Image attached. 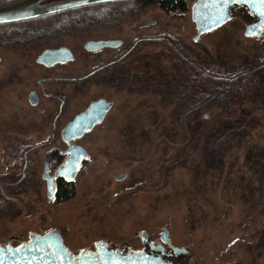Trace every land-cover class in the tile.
Returning <instances> with one entry per match:
<instances>
[{
    "label": "rangeland",
    "instance_id": "374dc122",
    "mask_svg": "<svg viewBox=\"0 0 264 264\" xmlns=\"http://www.w3.org/2000/svg\"><path fill=\"white\" fill-rule=\"evenodd\" d=\"M195 1L181 13L101 5L98 19L64 28L56 19L45 27L54 31L49 35L37 36L29 24H8L12 31L26 29V36L0 39L6 88L0 94V242L58 229L71 251L90 250L99 241L124 249L139 244L142 233L158 242L165 230V246L187 250L174 257L177 264H264V30L244 35L251 16L237 10L196 40ZM104 8L113 9L108 20L101 18ZM149 19L154 23L145 26ZM97 38L123 41L105 49L109 56L125 53L110 57L116 62L108 84L102 74L90 82L83 76V43ZM59 46L71 49L83 77L76 88L57 87L69 100L56 120V101L41 95L35 105L23 100L41 70L36 55ZM21 64L39 68L19 71L24 87L9 93L19 84L1 73ZM212 77L207 90L204 82ZM102 98L112 102L103 121L73 140L88 154L74 177V196L48 199L43 161L52 172L66 156L60 131ZM213 122L227 129L213 143L198 139ZM24 155L30 180L20 178ZM120 174L126 176L117 180Z\"/></svg>",
    "mask_w": 264,
    "mask_h": 264
},
{
    "label": "water",
    "instance_id": "95a60500",
    "mask_svg": "<svg viewBox=\"0 0 264 264\" xmlns=\"http://www.w3.org/2000/svg\"><path fill=\"white\" fill-rule=\"evenodd\" d=\"M50 1V2H49ZM123 0H21L0 7V24L18 22L49 15L64 10L107 2H117ZM246 6L247 9L255 13L258 19L245 25L244 35L253 31L260 34L264 30V16L260 15V9L246 2V0H196L191 6V20L196 27L193 36L198 40L203 32L214 29L232 18V8L235 6ZM154 23L149 19L145 26ZM253 34V35H254ZM120 40H100L87 41L84 46L88 49H97L101 46H117ZM73 55L66 47L57 49L43 50L37 59L45 65H52L58 62L71 60ZM34 101H31V103ZM112 102L105 99H97L80 113H78L62 129L61 138L67 144L66 156L52 173L48 172L45 165L42 178L46 182V195L52 198L55 192V180L57 178L73 181L82 162L87 159V151L80 145L73 142L74 139L81 137L85 132L101 123L110 110ZM125 174L116 176L117 180L125 178ZM142 233L140 237L144 238ZM30 244L21 247L19 252L11 250L10 254L0 256L2 264H171L163 257L168 254L172 257L186 254L184 248L171 246V252L163 251L164 244H168V233L164 230L161 236V244L157 246L158 254L150 253L145 250H131L126 252L118 248H111L105 241H99L93 245L95 250H82L79 255H71L69 249L63 244L62 237L58 229L51 230L45 234H31Z\"/></svg>",
    "mask_w": 264,
    "mask_h": 264
},
{
    "label": "flooded vegetation",
    "instance_id": "af4514ba",
    "mask_svg": "<svg viewBox=\"0 0 264 264\" xmlns=\"http://www.w3.org/2000/svg\"><path fill=\"white\" fill-rule=\"evenodd\" d=\"M237 10H243V11H245L247 14H249L251 16V19H250L251 21L248 22V23L254 22V21H256L258 19L257 15H255V13L250 12L247 9L246 6H243V5L235 6L234 8H232V13H234ZM248 23H246V24H248ZM8 24H10V23H4L3 26L0 28V39H4V40H1V41L8 42L9 39L12 38V39H18V40H14L12 42H19V41H21V39L23 37L26 36L25 33H24L26 29L12 31L11 25H8ZM33 32H38L37 36H40L42 34L49 35V34L53 33L54 31L49 32V31H46V29H43V30H36V31L33 30ZM95 40L96 41H100V40H120L121 43L119 45H117V46H101V47H99L97 49H93V48H90V49L88 48L87 49L84 46L85 42H87V41H95ZM87 41H85L83 43V48L88 53V57H87V59H85L86 60V66H88V70H87V73H85L83 76L87 77V78L89 77V82H90L92 80L93 75L102 74L101 78L103 79V83L108 84L109 83L110 68L114 64V62H112V61L116 60V59L115 60L114 59L111 60L110 57L111 56H117V59L119 60V59H122V57L124 56L125 53H124V51H122L121 53L117 52L115 55L112 54L111 56H109V52L105 51V49L106 48H111V50H112V48L115 49L118 46L122 45L123 41H122V39H110V38L89 39ZM61 47L68 48L67 46H59V47H47V48H44L43 50H45V49H57V48H61ZM69 50L71 51V49H69ZM1 52L2 51H0V63L2 62ZM71 53H72V51H71ZM89 53H91V54H89ZM103 53H106V55H107L105 58H97V56L99 54H103ZM2 54H3V52H2ZM39 54L36 55L35 62H36V65L39 66L42 71L40 70V73L38 74V78L37 77L34 78L33 81H35V82L32 83V88H30L27 91L26 95L24 94V96H26V99L23 100V101H28V103L30 105H35L38 102V100H39V95H41L42 97H44L46 99H52V100L56 101L57 102V105H56L57 110H56V112L54 114V117H53V119H56L59 116H61L63 114V112H64V109H65V102L64 101H68L69 100V95L67 93H65V92H61L60 89H57V87L60 84L62 86L63 84L66 83V84H70V88L71 89L76 88L77 80L80 79L83 76L78 77L77 76L76 66L72 65V61H73L74 56H73V58L71 60H66V61H63V62L61 61V62L52 64V65H45V64H43L41 62H37ZM72 55H73V53H72ZM89 57H91V61L90 62H89ZM39 67L21 64V65H18L16 67H13V68L9 67L3 73H1L2 78L3 77H5V78H13L19 84V88L10 89L9 93H14L15 94L16 92H20L22 90V88L24 87L23 85H21L22 77H20L18 75L19 71L27 72L28 69H35V68H39ZM52 69H55L58 72V74L54 76V75H51L50 73H47L45 71V70H52ZM6 71H7V73H5ZM6 81H10V80H6ZM84 83H87V82L84 81ZM1 92H3V93L6 92V88H5V85H4V80L0 81V94H1ZM20 96H21V94H20ZM8 101H9V99H8ZM31 101H34V102L31 103ZM66 115L67 114H65L64 116H66ZM61 132H62V130L60 131V137H61ZM53 133L54 132H52V134ZM85 133H87V132H85ZM60 162L57 164V166L60 164ZM29 164L30 163L26 159V155H24L23 156V168H22V173H21V176H20L21 179H24V178L27 177V179L30 180L32 178V174L27 172V170H26V167ZM45 165H47L49 173H52L54 171V169L57 167L56 166L51 172L50 171V166L48 164V161L44 160L43 161V169H44ZM42 172H43V170H42ZM20 178H18L16 181H7L6 184H8V186H10L14 182H18L20 180ZM41 178H42V173H41ZM42 179H44V178H42ZM57 179H61V178H57ZM56 180H55V182H57ZM44 181H45V179H44ZM55 188H56V184H55ZM55 195L56 194L54 192L52 198L55 199ZM52 230H54V229H52ZM29 236L28 237H24L22 235L11 236L7 241L0 242V256H4L5 254H10L11 250L18 249V248L25 247V246H28L29 248L33 249V245L30 244ZM159 244H161V239L158 242H153V240H150L148 238V236L145 235L144 238L140 237L139 244H137L136 246H130V247H127V248H124V249L123 248H120V249L122 251H124V252H126L128 249H131V250H137V251L138 250H145V251L150 252V253L158 254V250L156 248H157V246ZM112 248H115V247H112ZM82 250H89V249H79V250H74V251H71L69 249L71 255H79ZM92 250H95L94 247L92 248ZM163 251L165 253H170L171 252L170 246H167V245L165 246L164 245L163 246ZM163 257L165 259L169 260L171 262V264H177L175 262V258L174 257H172V256H170L168 254H163Z\"/></svg>",
    "mask_w": 264,
    "mask_h": 264
},
{
    "label": "trees",
    "instance_id": "16d2710c",
    "mask_svg": "<svg viewBox=\"0 0 264 264\" xmlns=\"http://www.w3.org/2000/svg\"><path fill=\"white\" fill-rule=\"evenodd\" d=\"M21 0H2L0 1V7L9 5L11 3H15ZM188 0H123V1H117V2H107V3H100V4H92L77 8H72L68 10H64L61 12L52 13L49 15L13 22L10 24H19V23H25L29 24L31 26V29L36 30H43L47 29L45 27H51L49 24L56 23V19L59 20L64 28L65 26L73 27L74 25H82L86 24L84 21H88L91 17H94L95 19H98L102 15V11L98 10L101 5H113L116 3H133L137 4L139 7H147V6H157L161 10H163L166 13H181L187 10V2ZM107 13L106 15L101 18L109 19L111 13L113 12V9L109 12L106 8H104ZM111 9V8H110ZM92 14V15H91ZM3 26V24H0V28ZM250 65L247 67L249 69ZM253 67V66H252ZM219 77V76H217ZM220 78V77H219ZM226 78V77H224ZM207 81H205L206 89L209 90L213 82L216 81V77L207 78ZM230 124V123H229ZM221 124L213 122L210 127L207 125V134L205 135V131L201 130L200 135L198 136V139L205 137L209 139L212 143L218 138L219 131L220 130H226L227 127L224 129L220 128ZM187 129V127H186ZM190 139L194 138L193 130H190L189 132ZM196 139V138H195ZM192 144V143H191ZM56 188H55V199L57 201H65L70 198H72L75 194L74 184L73 181H67L65 179H57L56 180Z\"/></svg>",
    "mask_w": 264,
    "mask_h": 264
},
{
    "label": "snow or ice",
    "instance_id": "6c2138e0",
    "mask_svg": "<svg viewBox=\"0 0 264 264\" xmlns=\"http://www.w3.org/2000/svg\"><path fill=\"white\" fill-rule=\"evenodd\" d=\"M246 2L250 3L253 6H256L260 9V15L264 16V0H246ZM248 35H253V31H249L247 33ZM21 249H16L17 252H19ZM0 264H2V261H0Z\"/></svg>",
    "mask_w": 264,
    "mask_h": 264
}]
</instances>
